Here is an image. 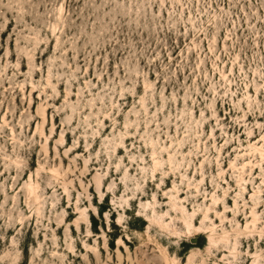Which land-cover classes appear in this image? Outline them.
<instances>
[{
  "label": "rangeland",
  "instance_id": "obj_1",
  "mask_svg": "<svg viewBox=\"0 0 264 264\" xmlns=\"http://www.w3.org/2000/svg\"><path fill=\"white\" fill-rule=\"evenodd\" d=\"M0 264H264V0H0Z\"/></svg>",
  "mask_w": 264,
  "mask_h": 264
},
{
  "label": "bare ground",
  "instance_id": "obj_2",
  "mask_svg": "<svg viewBox=\"0 0 264 264\" xmlns=\"http://www.w3.org/2000/svg\"><path fill=\"white\" fill-rule=\"evenodd\" d=\"M174 207L178 208V209L181 211V213H182L183 215L186 214V213H185V209H184V207H182V206L179 207V206L176 205V204L174 205ZM252 214H253V221H252V224H253V226L255 227V226H256V223H257V221H258V216H257V213H256V212H252ZM160 218H161V217H160ZM207 218H208V216L206 215V216H205V220H206ZM184 222H185V224H186V226L188 227L189 230L196 228L195 222H194L192 219L189 220L187 217H185ZM158 223H159L160 225H162L163 227H168V225H167V224L165 223V221H163V220H159ZM204 227H205L204 225H201L198 229H202V228H204ZM247 228H248V225H247ZM214 230H215V224L212 225V231H213V234L209 237V239H210V244H213V243L215 242V240H214V234H215Z\"/></svg>",
  "mask_w": 264,
  "mask_h": 264
}]
</instances>
